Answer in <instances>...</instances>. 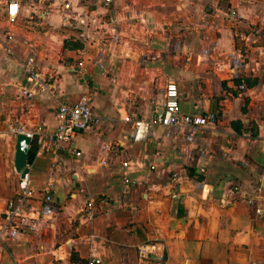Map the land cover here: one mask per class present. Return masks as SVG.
<instances>
[{
	"label": "crops",
	"instance_id": "1",
	"mask_svg": "<svg viewBox=\"0 0 264 264\" xmlns=\"http://www.w3.org/2000/svg\"><path fill=\"white\" fill-rule=\"evenodd\" d=\"M29 57L52 92L33 87ZM169 79L183 113L216 120L134 140L125 118L162 112ZM84 97L92 127L56 149L34 138L23 178L18 134L53 132ZM23 180L41 194L11 226ZM259 210L264 0H0V264H264Z\"/></svg>",
	"mask_w": 264,
	"mask_h": 264
},
{
	"label": "built area",
	"instance_id": "2",
	"mask_svg": "<svg viewBox=\"0 0 264 264\" xmlns=\"http://www.w3.org/2000/svg\"><path fill=\"white\" fill-rule=\"evenodd\" d=\"M64 10L70 9V4L65 3L63 5ZM7 12L9 20L14 22L18 16V4L15 1H11L7 6ZM81 25H85V20H80ZM84 33L78 35V39H83ZM25 69L28 79L32 82L34 88L41 90L42 92H52V82L50 78H42L38 70V65L35 62L34 57H29L25 61ZM56 117L58 119V125L53 132H47L42 126L36 127L32 132H26L28 137L33 140L37 139L38 144L41 147L49 146L57 148L61 145H72L73 139L77 133L89 129L94 124V115L90 107L89 99L84 97L75 104L62 103L57 111ZM216 120V115L208 113L207 115H189L183 113L180 106V95L176 81L169 79L165 87V107L162 112L156 113L150 119H133L128 116L125 121L132 126L134 131V140L141 141L144 139L150 131L155 127H195L201 128L206 126L209 122ZM248 137L250 133L246 134ZM116 151L119 154L124 153V147H121L119 143H115ZM73 153L80 155V153L73 149ZM123 168L128 167V162L122 164ZM124 179L127 182L128 179L124 175ZM20 198L17 203L11 201L8 204L6 213V221L9 225L14 226L17 224L15 219L22 215V212L26 206V203L33 198H36L38 194L32 189L28 183L23 180L20 182ZM51 191L47 190L44 194L46 201H51ZM253 202V199H250ZM93 201L89 200L83 209V215L88 219H92L94 216ZM260 216L264 217V210H259ZM140 259L147 258V251L145 247L139 248ZM98 261L92 259L89 264H96Z\"/></svg>",
	"mask_w": 264,
	"mask_h": 264
},
{
	"label": "water",
	"instance_id": "3",
	"mask_svg": "<svg viewBox=\"0 0 264 264\" xmlns=\"http://www.w3.org/2000/svg\"><path fill=\"white\" fill-rule=\"evenodd\" d=\"M32 140L24 133L18 134L15 156L16 170L24 178L28 172L29 151Z\"/></svg>",
	"mask_w": 264,
	"mask_h": 264
},
{
	"label": "trees",
	"instance_id": "4",
	"mask_svg": "<svg viewBox=\"0 0 264 264\" xmlns=\"http://www.w3.org/2000/svg\"><path fill=\"white\" fill-rule=\"evenodd\" d=\"M32 157H33V153L31 152V153H30V160L32 159Z\"/></svg>",
	"mask_w": 264,
	"mask_h": 264
}]
</instances>
